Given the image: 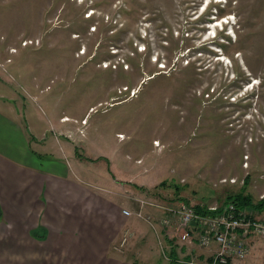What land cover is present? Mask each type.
I'll list each match as a JSON object with an SVG mask.
<instances>
[{
    "label": "rangeland",
    "instance_id": "obj_1",
    "mask_svg": "<svg viewBox=\"0 0 264 264\" xmlns=\"http://www.w3.org/2000/svg\"><path fill=\"white\" fill-rule=\"evenodd\" d=\"M14 92L128 209L241 192L264 220V0H0V96Z\"/></svg>",
    "mask_w": 264,
    "mask_h": 264
},
{
    "label": "crops",
    "instance_id": "obj_2",
    "mask_svg": "<svg viewBox=\"0 0 264 264\" xmlns=\"http://www.w3.org/2000/svg\"><path fill=\"white\" fill-rule=\"evenodd\" d=\"M14 95L0 96V264H152L158 255L186 264L211 257L215 244L161 238L148 223L124 215V185L108 172L94 182L85 178L80 158L64 153L69 142L59 141L62 155L55 152L50 128L34 124ZM250 244L248 256L229 264H258V258L264 264V239L252 237Z\"/></svg>",
    "mask_w": 264,
    "mask_h": 264
},
{
    "label": "built area",
    "instance_id": "obj_3",
    "mask_svg": "<svg viewBox=\"0 0 264 264\" xmlns=\"http://www.w3.org/2000/svg\"><path fill=\"white\" fill-rule=\"evenodd\" d=\"M136 201V210L122 209V213L144 219L154 228L151 221L154 215L146 213L145 216L143 213L148 204L153 205L162 211L158 223L165 236L181 242L196 241L207 249L214 244L217 246L209 259L191 257L185 261L186 264H229L232 259L242 260L250 253L252 237L264 239V220L246 212L231 200L218 205H201L199 209L184 200L167 204L142 198H136ZM128 235V230H125L120 246L126 242Z\"/></svg>",
    "mask_w": 264,
    "mask_h": 264
},
{
    "label": "trees",
    "instance_id": "obj_4",
    "mask_svg": "<svg viewBox=\"0 0 264 264\" xmlns=\"http://www.w3.org/2000/svg\"><path fill=\"white\" fill-rule=\"evenodd\" d=\"M231 199V201H233L238 207H245L249 204H251V198L248 195H244L243 193L239 192L236 193L234 196L229 197ZM185 201V200H184ZM199 206L196 205V208H198ZM256 207L258 210L263 209L264 208V196L256 203ZM171 257V256H169ZM170 259V258H169ZM170 264H178L176 263L175 259L173 257H171L170 259Z\"/></svg>",
    "mask_w": 264,
    "mask_h": 264
}]
</instances>
